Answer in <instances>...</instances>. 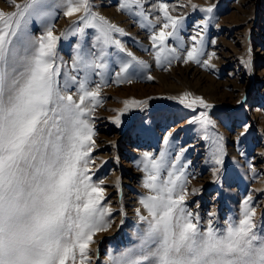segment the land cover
I'll return each mask as SVG.
<instances>
[{
    "label": "snow or ice",
    "instance_id": "1",
    "mask_svg": "<svg viewBox=\"0 0 264 264\" xmlns=\"http://www.w3.org/2000/svg\"><path fill=\"white\" fill-rule=\"evenodd\" d=\"M15 7L7 14L0 10V264H89L90 245L97 233L111 226L113 211L103 204L104 182L94 183L89 174L95 147L92 113L110 75L115 83H131L133 77L144 78L150 66L126 49L117 38L126 36L125 30L94 11L92 0H24ZM170 7L153 0L119 4L142 29L150 30L156 64L161 67L179 61L184 48L180 33L186 17L171 15ZM214 7L192 5L194 11L208 13ZM157 9L164 20L158 31L150 19ZM59 11L67 17L80 15L58 36L53 21ZM211 19L197 27L203 31ZM89 29L94 30L90 47ZM69 36L78 37L70 65L57 55L58 42ZM169 38L178 47H168ZM191 40L184 63L208 66L199 58L204 54V37L197 40L192 35ZM73 87L76 93L70 94ZM190 95L179 99L186 108L212 107L202 97L189 99ZM190 122L200 126L205 141L211 140L205 162L223 165L222 138L212 140L208 135L214 122L203 111ZM171 135L163 138L158 155L142 154L138 167L142 165V187L147 191L139 203L147 214L137 208L134 243L116 253L110 249L106 264H264V229L254 222L252 197L244 200L240 217L217 225L212 212L201 225L199 215L187 207L191 161L184 159L187 149L175 150ZM213 171L218 173L219 168Z\"/></svg>",
    "mask_w": 264,
    "mask_h": 264
},
{
    "label": "rangeland",
    "instance_id": "2",
    "mask_svg": "<svg viewBox=\"0 0 264 264\" xmlns=\"http://www.w3.org/2000/svg\"><path fill=\"white\" fill-rule=\"evenodd\" d=\"M121 2L92 0L93 10L123 28L127 35L117 38L150 67L142 74L144 78L133 77L131 83H115L114 75H110L92 113L95 147L89 156V174L94 183L104 182L103 204L113 211L109 217L111 226L97 233L90 245L89 264H106L110 249L116 253L134 243L136 210L140 208L147 214L139 203L140 195L147 190L142 187L145 173L138 162L144 152L158 155L168 133L172 134L170 141L176 151L187 149L184 159L191 161L187 168V207L199 215L200 224L206 225L212 212L217 225L240 217L244 200L251 196L249 206L256 210L254 222L264 229V0H153L168 3L171 15L186 17L180 33L184 42L181 59L164 67L156 64L157 49L152 48L150 30L142 29L129 13L122 11ZM23 3L24 0H0V10L11 13L16 4ZM192 5L215 7L208 13L194 11ZM150 7L145 5L146 9ZM79 15L67 17L59 11L53 21L54 33L59 36L66 32ZM209 16L212 19L208 27L201 31L197 25ZM150 19L158 31L164 22L162 11H153ZM34 32L40 34L35 26ZM88 32L86 44L90 47L94 30ZM192 35H197V40L204 37V54L199 58L208 61V66L195 61L184 63L193 44ZM77 41L78 37L69 36L58 42L57 55L69 65ZM167 45L178 47V42L169 38ZM148 75L154 79L148 80ZM93 79L99 82L98 76ZM72 93H76L75 87L70 89ZM185 93L191 94L189 99L202 97L212 107L186 108L179 102ZM131 101L141 103L126 106ZM202 111L214 122L208 135L212 140L222 138L223 165L205 162L211 140L205 141L200 126L190 122ZM193 189L197 190L194 194Z\"/></svg>",
    "mask_w": 264,
    "mask_h": 264
},
{
    "label": "bare ground",
    "instance_id": "3",
    "mask_svg": "<svg viewBox=\"0 0 264 264\" xmlns=\"http://www.w3.org/2000/svg\"><path fill=\"white\" fill-rule=\"evenodd\" d=\"M113 12V11H112ZM108 13V12H107ZM115 13V12H114ZM122 20V19H121ZM256 116V115H255Z\"/></svg>",
    "mask_w": 264,
    "mask_h": 264
}]
</instances>
